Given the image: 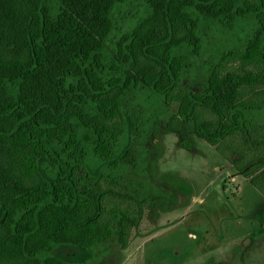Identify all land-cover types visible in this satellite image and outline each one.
<instances>
[{"label":"trees","instance_id":"obj_1","mask_svg":"<svg viewBox=\"0 0 264 264\" xmlns=\"http://www.w3.org/2000/svg\"><path fill=\"white\" fill-rule=\"evenodd\" d=\"M128 1L0 0V264H69L53 251L91 253L112 238L128 246L141 194L124 181L131 153L116 158L126 116L139 131L127 109L143 92L175 108L169 129L188 125L264 197V0H145L121 29ZM242 26L241 49L183 92L203 34ZM88 156L115 174L92 175Z\"/></svg>","mask_w":264,"mask_h":264},{"label":"rangeland","instance_id":"obj_2","mask_svg":"<svg viewBox=\"0 0 264 264\" xmlns=\"http://www.w3.org/2000/svg\"><path fill=\"white\" fill-rule=\"evenodd\" d=\"M144 1L129 0L122 7L121 29L141 15ZM247 32V26L233 33L205 32L201 52L186 61L180 89L200 90L208 68L224 53L239 51ZM132 109L139 110L134 114L139 131L133 135L126 116L127 130L116 158L131 153L124 181L141 194L142 213L128 246L121 249L112 238L91 253L61 246L53 256L69 264H264V197L234 175L188 125L179 131L169 129L175 108L163 109L154 93L134 98L127 110ZM183 142L190 143L189 150L181 147ZM87 143L85 137L82 148ZM87 162L94 176L115 174L89 156ZM40 169L53 180L51 164L43 161Z\"/></svg>","mask_w":264,"mask_h":264}]
</instances>
